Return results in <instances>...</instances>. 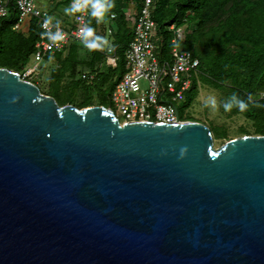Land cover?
Instances as JSON below:
<instances>
[{"label": "water", "instance_id": "obj_1", "mask_svg": "<svg viewBox=\"0 0 264 264\" xmlns=\"http://www.w3.org/2000/svg\"><path fill=\"white\" fill-rule=\"evenodd\" d=\"M0 264H264V135L120 123L0 67Z\"/></svg>", "mask_w": 264, "mask_h": 264}, {"label": "trees", "instance_id": "obj_2", "mask_svg": "<svg viewBox=\"0 0 264 264\" xmlns=\"http://www.w3.org/2000/svg\"><path fill=\"white\" fill-rule=\"evenodd\" d=\"M87 1V25L92 35L82 43L71 42L62 52L45 57V61L54 59L60 66L51 72L48 95L61 106L110 107V93L124 72L123 61L120 59L116 68L106 67L102 54L104 45L99 47L97 39L104 38L108 16L115 13L113 42L125 48L132 33L123 11L132 1L135 10H139L142 0H104L103 4L102 0ZM64 3L70 6V0ZM97 3L103 6L106 16L94 15L93 5ZM9 11L7 17L0 19V67L20 72L31 60L40 29L36 20L30 19L27 34L12 30L15 10L11 6ZM152 17L158 24L156 42L163 57H168L173 46V33L167 27L186 25L184 40L178 42V47L191 51L198 58L201 81L218 89L224 88L228 81V108L233 114H242L252 120L255 135H264V96H261L264 94V0H155ZM121 51L119 49L120 57ZM67 65H70L69 84L61 87L59 82ZM82 72L94 73L93 81H83ZM199 78L192 79L183 107H189L194 100ZM38 87L41 91L39 84ZM181 120L201 121L190 115ZM208 127L215 137H227L225 130Z\"/></svg>", "mask_w": 264, "mask_h": 264}, {"label": "built area", "instance_id": "obj_3", "mask_svg": "<svg viewBox=\"0 0 264 264\" xmlns=\"http://www.w3.org/2000/svg\"><path fill=\"white\" fill-rule=\"evenodd\" d=\"M11 3V5H10ZM155 0H142L139 10L128 7L124 19L131 29V39L127 46L114 44L113 23L115 13L108 16L104 38L112 37V42L103 46V61L106 67L116 68L120 59L124 72L110 93V109L120 123L156 122L175 123L179 117L178 104L185 100V94L192 85V79H198L199 60L191 51L182 50L178 42L183 41L185 29L170 24L167 29L173 33V44L168 57H163L156 42L158 24L152 17ZM83 5L82 7H78ZM15 10V22L12 30L19 31L35 19L40 33L30 62L45 61V57L62 52L71 42H84L92 35L87 25L88 1L70 0L75 9L69 23H63L52 17L48 10L40 8L36 0H0V19L7 17L9 8ZM121 49V55L119 54ZM27 70L22 78L33 72ZM95 74L82 72L80 78L86 83L93 81ZM263 97L264 94H261Z\"/></svg>", "mask_w": 264, "mask_h": 264}, {"label": "rangeland", "instance_id": "obj_4", "mask_svg": "<svg viewBox=\"0 0 264 264\" xmlns=\"http://www.w3.org/2000/svg\"><path fill=\"white\" fill-rule=\"evenodd\" d=\"M103 2L104 0L101 1V4H103ZM36 4L40 8L48 10L53 18L63 23H69L73 12L75 11L73 7L65 4L64 0H36ZM129 4V7H133L135 9V3L133 1ZM102 12V15L106 16L104 8ZM182 27L185 29L186 25ZM27 29L28 26H24L19 31H21L23 34H27ZM187 31H189V27H187ZM100 34L101 33H99L98 36H100ZM111 38L112 37L110 36L107 39H104L102 36H100V38L97 39V45L99 47L102 45L107 46L112 42ZM59 67V64L54 59L39 63H33L29 61L23 67L22 71L18 73L22 77L25 71L28 69H34V71L26 77V80L38 83L41 88V92L45 95H48L49 77L51 72L59 69ZM69 71L70 65H67L66 71L64 72L65 74L59 82L61 87H68L69 79L67 75ZM197 83L198 92L190 106L183 107V102L177 105L179 117L181 119L190 115L197 120H201L207 126H215L225 130L227 133V137L225 138H217L212 134L214 139V147H218L226 140L234 137L255 135L254 122L242 114H233L228 108L227 101L230 100V91L228 90L230 84L228 81L225 83V87L222 89L215 88L209 83L202 82L200 78ZM243 131H245L246 134H243Z\"/></svg>", "mask_w": 264, "mask_h": 264}, {"label": "clouds", "instance_id": "obj_5", "mask_svg": "<svg viewBox=\"0 0 264 264\" xmlns=\"http://www.w3.org/2000/svg\"><path fill=\"white\" fill-rule=\"evenodd\" d=\"M83 5H80L78 7H82ZM93 7L96 9V12L94 13L95 16H100L102 14L103 6L101 4H94Z\"/></svg>", "mask_w": 264, "mask_h": 264}, {"label": "crops", "instance_id": "obj_6", "mask_svg": "<svg viewBox=\"0 0 264 264\" xmlns=\"http://www.w3.org/2000/svg\"><path fill=\"white\" fill-rule=\"evenodd\" d=\"M58 5V4H57ZM103 11V10H102ZM103 13V12H102ZM102 14L99 16L101 18Z\"/></svg>", "mask_w": 264, "mask_h": 264}]
</instances>
